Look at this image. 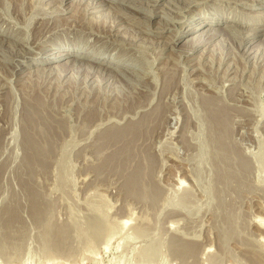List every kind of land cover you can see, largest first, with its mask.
Instances as JSON below:
<instances>
[{"label": "rangeland", "instance_id": "1", "mask_svg": "<svg viewBox=\"0 0 264 264\" xmlns=\"http://www.w3.org/2000/svg\"><path fill=\"white\" fill-rule=\"evenodd\" d=\"M20 1L2 0V6L0 4V31L3 32L6 28L10 33L11 29L13 32L20 30L26 33L22 40L26 41L28 36L29 41L34 40L35 45L33 44L32 48L31 41H27V44L24 41L17 42L15 53L20 52L17 50L26 53L33 52L40 58L36 52L43 50L42 48H46L44 53L77 49L105 61L128 62V67H132L133 64L132 59H129L130 55L140 57L139 59L142 57L146 64L149 61L148 66L151 63L153 67L151 65V67H137L136 65L135 70L131 71H139L144 77L142 79L145 85L141 80L139 84L142 85L137 86L150 90L148 98L151 97L149 101H153V104L149 102L151 108L147 105V110L154 109L163 100L168 102L163 101L167 106L162 117L164 123H161L162 125L154 134L156 136L153 135L154 138L151 139L153 157L128 158L127 162L131 163L133 160V163L128 162L122 170L120 163L123 162V158H120L118 162H112L114 166L110 163L109 165L105 162L110 161V156L97 157L90 147L95 136L117 123V125L121 123L120 126L124 125L125 120L123 122L121 118L116 119L111 113L103 114V117L99 118L101 120L93 119V122L87 124L88 127L85 126L87 128H84V134H80L82 132L80 130L83 129L80 125L86 117L80 107L86 101L90 103L95 101L96 96L88 98L86 95L75 94L77 102L76 100L71 101L68 97L65 98L60 105L58 104V107H61L58 108V114L65 117H61L60 114L59 117L66 119V127L71 129V132L72 129L76 130L78 126L80 127L77 132H70L74 144L70 143L68 149L72 151L62 157L55 155L50 157L51 159L46 158L43 160L48 163L45 169H40L32 161L30 170L32 168L31 171L38 174L32 176V172L25 165L28 156L25 155L27 152L22 139L23 126L21 124L25 113L23 104L29 97L27 91L22 90L25 79L14 78L12 71L18 70V76L23 77L34 67L30 68L31 59L27 58L22 64L20 63L24 66L23 70H19L13 63H11L12 66L10 65L12 59L10 60L8 53H5L7 61L5 64L0 62V118L3 120L0 119V264H51L53 260L52 264H264V229L255 224L261 221L264 225V43L259 45L260 47L256 45L264 41V0H199L198 4L193 5H187L190 0H187L188 3L186 0H160L158 5L157 0H123L124 3L122 0H104L108 4H113L114 8L105 5L104 8H110V10L101 13L108 14L113 11L112 14L109 13V16L121 18L124 15L123 18L127 19L126 22L119 23L120 30L117 33L109 31L107 37L99 38L94 30H91L90 36L88 27L87 30L84 28L86 31H81L83 29L80 25L83 26V23L88 20L87 16L77 15L79 24L82 22L78 26L70 21L77 18L74 12L84 7L80 3L70 5L72 10L63 15L49 13L51 12L49 6L45 10L46 18L43 14L38 15L39 18H34V23H30V20H26L27 17L20 20L15 16L14 11H11L13 6ZM58 1L46 0V3L54 8ZM145 2H148L147 5ZM164 3L168 5L165 6ZM115 7L124 11L123 14ZM147 7L149 8L148 13L150 11L156 13V16H152L150 20H147V16L152 12L146 13ZM180 7L184 9L180 10ZM5 13L9 16H5ZM101 13L91 14L89 17L99 16ZM56 16L59 19L64 17V22H62L64 27L61 26L63 29L60 27L61 29L56 30L57 33L51 32L53 35L46 34L44 30L41 32L42 36L35 35L34 28L37 27L36 30L39 28V25L36 26L38 19H41L39 24L44 19L46 22L50 21L48 23L51 24L52 20L57 18ZM234 19L238 21L235 20L233 23ZM215 20L218 24L213 22ZM144 21H151V23L147 25ZM202 22H209L210 28L221 30H225L226 24H233L236 27L240 26L238 28L243 31L237 33V36L232 35L231 39L223 43L217 44L220 41L218 38L210 44L211 47L204 45L191 55L177 56L179 51L171 49L173 44H169V36L181 33L185 27L192 28ZM164 23L174 27H171L172 30L154 32L155 29H163ZM7 24L12 27L9 28ZM12 24L15 25V29ZM17 26L21 28L17 30ZM144 28L149 29L150 32L145 33ZM255 29L257 32L253 46L256 47L252 48L251 55L245 60L241 54L249 45L241 49L239 37L243 35L242 38L246 41ZM82 33L85 34L81 36ZM44 34L46 37H43ZM135 35H138L136 41H131L130 39ZM182 35L187 36V34ZM0 38L13 41L15 37L0 34ZM116 40L117 44L121 43L120 46L116 44ZM122 40L125 42L122 43ZM76 41L78 44H75ZM2 46L7 48L8 44L5 43ZM207 48L209 49L204 52ZM0 52L3 53L1 50ZM117 53L118 55L121 53V58ZM123 53L126 57H123ZM220 57L223 58L222 61ZM14 62L17 63V61ZM32 62H35V59ZM199 66L200 71H195ZM227 69L231 70H228V74ZM166 71L173 72L175 79V85L172 91H168V95L159 89L165 77L171 75ZM165 72L166 74H163ZM150 74L155 77V80ZM153 81H157V85ZM147 82H151L157 88ZM87 84L89 87H94L90 82ZM153 87L157 90L153 91ZM47 89V86L43 87L44 94ZM160 92L163 93L162 98L159 97L162 95ZM159 98L162 100H158ZM74 101L81 106L79 107ZM108 101L104 106L109 108L113 101ZM204 102L213 104L215 102L216 109L221 112L224 108L227 109L220 121L224 122L225 126L229 125V130L232 131L230 136L225 135L231 150L228 159L234 164L232 169L235 173H243L239 182H231L232 185L229 186L222 185L218 180V165H216L215 157L220 152L214 148L216 146L213 143H210V128L203 111ZM102 121L106 124H100ZM94 123L96 126L98 123L99 127H96ZM101 157L109 158L103 162ZM115 163L118 165L116 166ZM140 163L146 167L142 166L144 172L147 167L155 164L152 165L151 170L153 175L148 168L142 176L141 184L134 187L138 194L132 196L127 194L126 181L134 171L135 165L136 167L141 166ZM104 167L107 168L106 171ZM114 167L118 169L115 170ZM41 170L44 172H40ZM27 178L30 180L28 181ZM25 185L29 186L25 188L26 190ZM152 192L156 193L154 197L151 196ZM26 195H29V199L32 197V201L26 198ZM32 203L38 206L40 204L39 207L45 210L44 223L40 222L42 219L39 221L40 215L39 218H35L34 213V216L32 215ZM7 206L18 208L16 209L19 210V212L16 211L17 216L21 219L20 224L18 221L17 223L12 221L13 223L8 225L9 228L5 229L4 221L7 220L8 215H5L4 209ZM46 222L49 225L48 230L43 229ZM95 222L101 224L100 227L103 226L100 228L101 233ZM66 226L72 227L69 233H73L68 235L69 238L73 235L71 239L73 241L55 246L54 233L51 234L50 228L61 227L63 230ZM62 230L61 232H64ZM106 230L108 232H105ZM93 232L97 234L96 239V234L94 236ZM98 234L107 235L98 236ZM76 235L77 241H74ZM52 243L54 246L51 245Z\"/></svg>", "mask_w": 264, "mask_h": 264}, {"label": "bare ground", "instance_id": "2", "mask_svg": "<svg viewBox=\"0 0 264 264\" xmlns=\"http://www.w3.org/2000/svg\"><path fill=\"white\" fill-rule=\"evenodd\" d=\"M5 1V0H4ZM12 1V0H11ZM17 1V0H16ZM50 1V0H49ZM53 1V0H52ZM60 1V2H59ZM58 1V4L55 3L57 6L56 7H51L52 5L49 4V3H46V0H21L20 2L16 3L17 5L13 6L14 4H12L13 6V10L11 11H14V13L16 14L15 16L18 17V19L22 20V18H26V20H30V23H34V18H37L38 15L42 16V14L44 15L46 12V8H49L51 9V12L49 13H55V15L57 14H60V15H63L64 13H67L69 11H71V6L73 3L77 4V3H80L81 6H84L82 9H79V11H75L74 15H81L83 14L85 17L87 16V21L85 23H83L84 25H80L79 24V19L77 16L76 19H73L74 20H70L72 21V23L75 24V26H78L80 25L83 30H81L82 32L83 31H86L87 30V27H88V31L89 34L91 33V30L93 31H96L95 32H92L93 34L95 33L96 36L99 38L101 36L103 37H107V33L109 31L111 32H114L116 31V33L120 30L118 27L119 26V23H122V22H126L125 18H123V16H121V18L119 17H112V16H109V12L108 14H103L101 12L105 11V10H110V8H114L113 4H108L106 3L104 0H59ZM123 1V0H122ZM158 3L157 5L160 3L159 1L160 0H157ZM170 1V0H168ZM173 1V0H172ZM198 1L199 0H190L189 3L187 5H193L195 3L198 4ZM201 1V0H200ZM253 1H257V0H253ZM1 3V6H2V0L0 1ZM15 1H13L14 3ZM252 2V1H250ZM5 3V2H4ZM3 3V4H4ZM12 3V2H11ZM10 3V4H11ZM85 3V4H84ZM124 3V1H123ZM146 5L148 2H145ZM171 3V2H170ZM9 4V5H10ZM37 4V5H35ZM150 4V3H149ZM148 4V6H149ZM165 6H167L168 4L167 3H164ZM163 4V5H164ZM250 4V3H249ZM9 5L7 6V8L9 9ZM67 5V6H66ZM74 5V4H73ZM79 5V4H77ZM105 5H110L109 7L110 8H104ZM128 5V4H127ZM151 5V4H150ZM186 5V7H187ZM41 6V7H40ZM66 6V7H65ZM133 6V5H132ZM135 6V5H134ZM133 6V7H134ZM184 6V4H183ZM182 6V7H183ZM264 6V5H263ZM131 7V6H129ZM132 7V8H133ZM182 7H180V10H183L181 9ZM185 7V9H186ZM121 7H119L120 9ZM12 9V8H11ZM115 9H117V11H120L118 10V7ZM124 8H122L123 10ZM135 9V8H134ZM136 9H139L138 7H136ZM141 9V8H140ZM148 7L145 9L147 10L146 13H148ZM170 9V8H169ZM44 10V11H43ZM112 10V9H111ZM125 10V9H124ZM163 10V9H161ZM160 10V11H161ZM171 10V9H170ZM44 12V13H43ZM113 12V11H112ZM111 12V14H112ZM122 14L124 11H120ZM127 12V11H126ZM152 12V11H150ZM149 12V13H150ZM12 13V12H11ZM48 13V14H49ZM95 13H101L99 16H92V17H89L91 14H95ZM145 13V14H146ZM148 13V14H149ZM13 14V13H12ZM125 14V13H124ZM130 14V13H129ZM156 13L155 12H152L150 13L148 16H147V20H150V18L152 16H154ZM2 15V14H1ZM47 15V14H46ZM54 15V16H55ZM126 15V14H125ZM132 15V14H131ZM5 16H9V14L6 15L5 13ZM12 16V15H10ZM14 16V17H15ZM45 16V15H44ZM114 16V15H113ZM134 16V15H132ZM156 16V15H155ZM2 18L4 17L3 15L1 16ZM49 17V16H48ZM57 17V16H56ZM84 17V18H85ZM261 17V16H260ZM13 18V17H12ZM39 18V17H38ZM46 18V16H45ZM50 18V17H49ZM143 18V17H142ZM233 18V17H232ZM4 19V18H3ZM2 19V20H3ZM8 19V18H7ZM14 19V18H13ZM55 19V18H54ZM66 19V18H65ZM82 19V18H81ZM5 20V19H4ZM3 20V21H4ZM11 20V18H10ZM25 20V21H26ZM41 19H38L37 22H36V26L39 25V28L36 30L35 29V35H43L41 32L44 30V32L46 34H50L51 32H56V30L58 28H60L63 24L62 22H64V17L59 19L58 17L52 22L51 24L50 21L46 22V20L41 24H39L41 21ZM86 20V19H85ZM130 20V19H129ZM141 20V19H140ZM144 20V19H142ZM236 19L232 20V22L234 23ZM24 21V20H23ZM22 21V22H23ZM33 21V22H32ZM40 21V22H39ZM66 21V20H65ZM161 21V20H159ZM180 21V20H179ZM238 21V20H236ZM10 22V21H9ZM16 22V21H15ZM130 22V21H129ZM146 24L147 23H151V21H144ZM162 22V21H161ZM213 22H216L213 21ZM231 22V21H230ZM228 22V23H230ZM231 22V23H232ZM7 23V22H6ZM12 23H13V20H12ZM20 23V21L18 22ZM18 23H16L18 25ZM70 23V22H69ZM128 23V21H127ZM134 23V22H133ZM137 23V22H136ZM141 23V22H140ZM170 23V22H169ZM173 23V21H172ZM218 24V22H216ZM11 24V22H10ZM14 24V23H13ZM12 24V25H13ZM71 24V23H70ZM86 24V25H85ZM130 24V23H128ZM132 24V23H131ZM139 24V23H138ZM142 24V23H141ZM163 24V23H162ZM165 24V23H164ZM1 25H2V21H1ZM6 25V24H5ZM8 27H9V24H7ZM136 25V24H135ZM148 25V24H147ZM171 25V24H170ZM170 25H167L165 24V26H163L161 28H159V30L155 29L154 32H161V30H165V29H171V27H174V26H171ZM4 26V25H3ZM121 26V25H120ZM137 26V25H136ZM150 26V25H149ZM210 23H199L197 26L195 27H192V28H188V27H185V29L183 31H181V33H177V34H174V35H170L169 36V40H170V43L169 44H173V46L171 47L172 50H177L179 51V54L177 56H186V55H191L192 52L194 51H197L199 49V47L201 48V46H204V45H209L210 47L212 45H210L212 42H214L216 39L220 38V41H218L217 44L219 43H223L224 41L226 40H229L231 39L232 35H235L237 36L239 33H241L243 30H240V26L236 27V26H233L232 25H227L226 24V28L225 30H221V29H218V28H210ZM214 26V25H213ZM233 28H236V29H233ZM12 27V26H11ZM9 27V28H11ZM13 29H15V25H13ZM64 27V25H63ZM67 27V26H66ZM118 27V28H117ZM159 27V26H158ZM2 28V27H1ZM18 26H17V30H18ZM21 28V27H20ZM19 28V29H20ZM62 28V27H61ZM60 28V29H61ZM84 28L86 30H84ZM114 28V29H112ZM126 28V27H125ZM148 28V27H147ZM147 28H144V32H150L149 29ZM242 28V27H241ZM24 29V28H23ZM63 29V28H62ZM68 29V28H67ZM178 29V28H177ZM244 29V28H243ZM246 29V28H245ZM2 30V29H1ZM7 28L5 30H3V32L0 31V34H5L6 36L8 37H15L13 38V41H8V40H5V39H2L0 38V50L3 51V53L0 54V62L2 61L4 64L7 60L6 58V54L5 53H8V57H10V60L12 59V61H10V65L11 63H13V65L19 69V70H23L24 66H22V62H24V60H26L27 58H30L31 59V63H30V68H33V70H30L27 74H25L23 77H20L18 76V70H9V71H12V75L14 76V78L16 79H22L24 78L25 79V83H24V86L22 88L23 91H27V96L29 97L28 99H26V101H24V116L22 117V121H21V124L23 126V135H22V139L24 140V147H25V150L27 153H25V155H27L28 157V160H27V163L25 164L26 165V168L28 166V170H30V167H32V161H34V163L40 168V169H45L46 168V163L45 161L43 162V160H45L46 158H50L52 156H57V155H60L61 157L64 155L67 154V152H71L72 150H69L68 149V145L70 143H73L74 142L72 141L71 139V135H70V130L69 128L66 127V119L63 120L61 117H65V116H62L59 117V114H58V104L60 105L61 102L64 101L65 98H70V100H76L77 102V98L75 97L76 95L75 94H82V95H86L88 98L90 96H96V99L95 101H93L92 103L86 101L84 102V105H79L77 104L75 101V103L77 105H79V107L81 108V111H83V113H85L84 115L87 117H85L84 121H83V124L80 125L83 127L82 132H80V134H84L85 132V129L84 128H87L88 125L91 123V121L93 119H99L103 114H108L111 113L113 116L116 117V119H119L121 118L122 121L125 120V123L124 125L120 126V125H114V126H111V128L109 127V129H107L106 131L102 132L101 134H99L98 136H95L94 137V140H93V143L91 145V150H93V154L96 155L97 157L99 156H110V161L108 160V162H105V163H110L111 165L112 162L114 161H117L120 159V158H123V162L120 163L121 164V168L123 167L122 170H124V168L127 166V159L128 158H145V157H149V158H152L154 154H152L153 151H151V142H153L151 139L154 138L156 135L155 132L160 128V126L164 123L162 120H164L162 117H163V113L166 109V105L165 103H163V101L159 102L157 101V106H155L154 109H150L151 106L150 104H153L151 102V100L149 101V99L151 98H148V92L150 91L149 89L148 90H145V89H142V88H139L137 85H142L144 84V81L142 78L143 75L137 71V72H134V71H131L132 69L135 70V66L137 65L140 66V67H151V63L150 65L148 66V63L149 61L147 62H144L142 60V57L141 59L137 58V56L135 55H130L127 56L129 57V59H132V67H128L129 66V63H113L112 62H109V61H105L104 59H101L97 56H92V55H89L85 52H82V51H78L77 49L75 50H72V51H69V50H56L54 51L53 53L51 52H45L46 48H42L43 50H37L38 52H36L38 55H40V58L35 54V53H26L25 51L22 52L21 50H17L19 53H15V49H16V44L17 42L18 43H21L22 41H24L25 43L27 41H29L27 38H26V41L25 40H22V37H24L26 35V33H23L22 31L18 30V31H14L11 29V33L10 31H6ZM65 30V28H64ZM71 30V28H70ZM77 30V29H76ZM126 30V29H125ZM152 30V29H151ZM174 30V29H173ZM251 30V29H249ZM6 31V32H4ZM74 31V30H73ZM142 31V30H141ZM153 31V30H152ZM34 32H33V35H34ZM43 32V33H44ZM64 32V31H63ZM72 32V30H71ZM88 32H87V37L89 36L88 35ZM137 33V31H135ZM257 32V30L255 29L254 31H252L250 33V36H246L247 39L246 41L243 40L244 38H242L243 35H241L239 37L240 39V48L243 49V48H246L248 45L249 47L241 54V57H243V59L245 58V60L251 55V50L253 47H256V46H253L255 40V33ZM28 33V32H27ZM31 33V32H30ZM76 33V32H75ZM80 33V32H79ZM110 33V32H109ZM115 33V32H114ZM113 33V35H114ZM143 33V32H141ZM238 33V34H237ZM52 34V33H51ZM85 34V33H82L80 34L81 36ZM94 34V35H95ZM135 34V33H134ZM139 34V33H138ZM155 34V33H154ZM182 34H187V36H184ZM237 34V35H236ZM30 35V34H28ZM53 35V34H52ZM64 35V34H63ZM79 35V36H80ZM128 35V34H127ZM141 35V34H139ZM257 35V34H256ZM48 36V35H47ZM91 36V34H90ZM122 36V35H121ZM120 36V37H121ZM130 36V35H129ZM128 36V38H129ZM31 37V36H30ZM34 37V36H33ZM36 37V36H35ZM43 37H46L45 34ZM96 37V38H97ZM138 37V35L136 36H132V39H130L131 41L135 40L136 41V38ZM39 38V37H38ZM42 38V37H41ZM127 38V37H126ZM125 38V40H126ZM127 38V39H128ZM144 38V37H142ZM233 38H236V37H233ZM11 39V38H10ZM36 39V38H35ZM85 39V37H84ZM123 39V38H122ZM168 39V38H167ZM256 39V38H255ZM40 41V39H38ZM37 40V41H38ZM64 40V39H63ZM79 40V39H77ZM138 40V39H137ZM144 40H147V39H144ZM168 40V41H169ZM235 40V39H234ZM238 40V38L236 39V41ZM15 41V42H14ZM31 43H30V46L32 48V45L34 44V40L31 39L30 40ZM29 41V42H30ZM47 41V40H46ZM53 41V40H52ZM81 41V40H80ZM79 41V42H80ZM86 41V40H85ZM117 41V40H116ZM114 41V42H116ZM120 41V39H119ZM127 41V40H126ZM129 41V40H128ZM130 41V42H131ZM134 41V42H135ZM231 41V40H230ZM235 41V42H236ZM23 42V43H24ZM36 42V41H35ZM55 42V40L53 41ZM83 42V41H82ZM87 42V41H86ZM122 43L125 42V41H121ZM145 42V41H144ZM8 44V47L5 48L3 47L2 45L4 44ZM24 43V44H25ZM28 43V42H27ZM26 43V44H27ZM38 43V42H37ZM44 43V41H43ZM50 43V42H49ZM85 43V42H84ZM118 43V41L116 42V44ZM264 41H262V43H259V44H256L257 47H260L259 45L263 44ZM23 44V45H24ZM42 44V43H41ZM53 44V43H52ZM75 44H78L77 41ZM121 44V43H119ZM117 44V45H119ZM126 44V43H125ZM125 44H123L125 46ZM131 44V43H130ZM133 44V42H132ZM226 44V43H225ZM35 45V44H34ZM45 45V43H44ZM84 45H88V44H84ZM106 45V44H105ZM134 45V44H133ZM230 45V44H229ZM99 46V45H98ZM120 46V45H119ZM151 46V45H150ZM169 46V45H168ZM208 46V47H209ZM21 47V46H20ZM23 47V46H22ZM27 47V45H26ZM34 47V46H33ZM40 47V46H39ZM89 47V46H88ZM132 47V46H131ZM209 47V48H210ZM214 47V46H213ZM79 48V47H77ZM87 48V47H86ZM95 49V47H93ZM121 48V47H120ZM127 48V47H126ZM130 48V47H128ZM134 48V47H132ZM168 48V47H167ZM209 48H207L204 52H206ZM237 48V47H236ZM93 49V50H94ZM102 49V48H101ZM108 49V47L106 48V50ZM125 49V48H123ZM122 49V50H123ZM213 49V48H212ZM258 49V48H257ZM23 50V49H22ZM35 50V49H34ZM33 50V51H34ZM92 50V49H90ZM99 50V49H98ZM114 50V49H113ZM112 50V51H113ZM126 50V49H125ZM124 50V51H125ZM133 50V49H132ZM135 50V48H134ZM138 50H143V49H138ZM5 51V52H4ZM87 51V50H86ZM100 51V50H99ZM103 51V49H102ZM90 52V51H88ZM98 52V51H96ZM131 52V51H130ZM133 52V51H132ZM138 52V51H136ZM249 52V53H248ZM100 53V52H99ZM135 53V52H134ZM209 53V51H208ZM210 53H212V51H210ZM4 54V55H3ZM96 54V53H95ZM121 54V53H120ZM117 55L120 57L122 55ZM132 54V53H131ZM163 54V53H162ZM238 54V53H237ZM101 55V54H100ZM138 55V54H137ZM213 55H214V52H213ZM216 55V53H215ZM240 55V54H238ZM3 56V57H2ZM124 53H123V57H124ZM126 57V56H125ZM146 57V56H145ZM191 57V56H190ZM211 57V56H210ZM230 57V56H229ZM240 57V56H239ZM56 58V59H55ZM115 58V57H114ZM121 58V57H120ZM119 58V59H120ZM144 58V57H143ZM147 58V57H146ZM154 58V57H153ZM221 58V57H220ZM35 59V62H32V60ZM39 61H37V60ZM55 59V60H54ZM211 59V58H210ZM223 58H221L220 61H222ZM230 59V58H228ZM127 60V59H126ZM153 60V59H152ZM212 60V59H211ZM226 60V58L224 59V61ZM14 61H17V63H15ZM146 61V60H145ZM155 61V59H154ZM184 61V60H183ZM218 61V60H216ZM219 61V63H220ZM248 61V60H247ZM116 62V61H115ZM9 63V62H8ZM15 63V64H14ZM21 63V64H20ZM223 63V62H221ZM154 64V63H153ZM159 65V64H158ZM196 65V64H195ZM231 65V64H230ZM234 64L232 63V66ZM12 66V65H11ZM36 67V68H35ZM128 67V68H127ZM139 67V68H140ZM153 67V66H152ZM203 67V66H202ZM201 67V68H202ZM157 68V67H156ZM200 68V66L195 70V71H198ZM11 69V68H10ZM141 69V68H140ZM139 69V70H140ZM149 71H150V68H148ZM152 69V68H151ZM7 70V68H6ZM159 70V69H158ZM163 70V69H161ZM227 69L226 73L231 71ZM8 71V70H7ZM146 71V70H145ZM154 71V70H153ZM165 71V70H164ZM200 71V70H199ZM141 72L142 69H141ZM147 72V71H146ZM145 72V75L149 72L146 73ZM168 72V71H166ZM163 73V74H166ZM171 72V71H170ZM168 72L169 74L171 75H168L165 77L164 79V82H162V90L161 88L160 91H162L163 93H165L166 95H168V91H172V88L174 87L175 85V79H174V73L173 72ZM11 73V72H10ZM9 73V75H10ZM162 74V76H163ZM228 74V73H227ZM22 75V74H21ZM144 75V76H145ZM151 75V74H150ZM147 76V75H146ZM145 76V77H146ZM153 77V75H151ZM149 79V76L147 77ZM157 78V77H156ZM12 79V78H11ZM81 79V80H80ZM151 79V78H150ZM143 81L142 84H139L140 81ZM152 80V79H151ZM153 80H155V77H153ZM198 80V79H197ZM150 81V80H149ZM88 82H90L91 85H93L94 87L91 88L88 86ZM116 82H118V84H116ZM120 82V84H119ZM125 82V83H124ZM154 82V81H153ZM157 82V81H156ZM154 82V83H156ZM122 83V84H121ZM149 83V85H153L155 86L154 84H152L151 82H147ZM151 83V84H150ZM161 83V82H160ZM23 84V83H22ZM136 85V86H135ZM145 85V84H144ZM143 85V86H144ZM157 85V83H156ZM48 87L47 89V92L44 94V91H43V87ZM88 86V87H87ZM148 86V85H147ZM150 86V87H151ZM161 86V85H160ZM156 87V86H155ZM155 87H153V91L154 90H157L155 89ZM157 88V87H156ZM147 89V88H146ZM65 90V91H64ZM64 91V92H63ZM156 92V91H155ZM161 93V92H160ZM163 93H161L162 95L159 97L162 98L163 96ZM171 93V92H170ZM3 94V93H2ZM153 94H155L153 92ZM152 94V95H153ZM75 95V96H74ZM151 94H149L150 96ZM1 96V95H0ZM85 96V98H86ZM156 96V95H155ZM82 97V96H81ZM154 97V95H153ZM73 98V99H72ZM84 98V97H83ZM155 98V97H154ZM153 98V99H154ZM158 98V96L156 97ZM161 98H159L158 100H162ZM165 98V97H164ZM175 99V98H174ZM173 99V100H174ZM88 100V99H86ZM108 100H111L113 101V104H111L110 106L111 107H105L104 104H106V102ZM66 101V100H65ZM85 101V100H84ZM217 101V100H216ZM215 101V102H216ZM80 102V101H79ZM109 102V101H108ZM107 102V103H108ZM150 102V104H149ZM156 102V101H155ZM166 102V101H165ZM168 102V101H167ZM166 102V103H167ZM174 102V101H173ZM214 102V104H216ZM221 103V101H218ZM68 103V102H67ZM66 104V103H65ZM74 104V105H76ZM213 103H205L204 102V105H203V111H204V114H205V118H206V121H208V124H209V132H210V143H213L216 147V149H218V151L220 152L219 155H217L215 157V160L217 161L216 165H218V180L220 183H222V185L224 186H229V185H232L231 182H239L241 180V178L243 177V173L242 174H237L233 171L232 169V166H234V164H232L230 161H229V155L231 153V150H230V147H229V142L226 141V137L225 135L228 134V136L231 135L232 131L229 130V125L228 126H225L224 122L220 121V119L222 118L221 116L224 114V111L227 110L226 108H224V111L222 110V112L220 110H217L216 109V105H214ZM63 105V103H62ZM70 105H72L70 103ZM73 105V106H74ZM148 105L149 110H147L148 108L146 107ZM156 105V104H155ZM171 105V104H170ZM154 106V105H153ZM61 108V107H60ZM59 108V109H60ZM80 111V110H79ZM80 111V112H81ZM60 112V111H59ZM81 115V114H80ZM83 115V116H84ZM106 115V116H108ZM79 116V115H78ZM82 116V115H81ZM104 116V118L106 117ZM103 117V116H102ZM109 118V117H108ZM129 118V119H127ZM2 120V118H0ZM106 119V118H105ZM110 119V118H109ZM108 119V120H109ZM5 120V119H4ZM101 120V119H99ZM107 120V119H106ZM112 120V119H111ZM170 120V119H169ZM3 121V120H2ZM95 121V120H94ZM98 121V120H97ZM104 121V120H103ZM100 123V124H106V123ZM110 121V120H109ZM109 121H107L109 123ZM167 121V120H166ZM93 122V121H92ZM106 122V121H105ZM120 122V120H119ZM124 122V121H123ZM122 122V124H123ZM163 122V123H162ZM162 123V124H161ZM4 124H8V123H5ZM88 124V125H87ZM93 124V123H92ZM91 124V125H92ZM96 123H94L95 125ZM99 124V125H100ZM108 125V124H107ZM87 126V127H85ZM93 126V125H92ZM91 126V127H92ZM96 126V125H95ZM96 127H99L98 126V123H97V126ZM78 128H80L79 126L76 128V130L72 129L73 131L72 132H77ZM90 128V127H89ZM88 128V130H89ZM71 132V133H72ZM88 132V131H87ZM75 135V134H74ZM154 135V137H153ZM68 137H70L69 139H67ZM76 141V140H75ZM153 145V143H152ZM186 146V143L184 144ZM70 146V145H69ZM154 147V146H153ZM89 150V149H88ZM24 154V153H23ZM25 157V156H24ZM23 157V158H24ZM102 158V157H101ZM106 158V157H105ZM109 158V157H107ZM106 158V159H107ZM25 159V162H26V157L24 158ZM51 159V158H50ZM106 159H103L102 158V161L104 162L107 161ZM144 160V159H143ZM48 161V160H47ZM120 161V160H119ZM131 161V159H130ZM133 161V160H132ZM131 161V163H133ZM138 161L140 162V160L138 159ZM142 161V160H141ZM146 161V160H145ZM148 161V159H147ZM146 161V163H147ZM43 162V163H42ZM49 162V161H48ZM116 162V163H117ZM152 162V161H150ZM104 163V164H105ZM115 165L117 166L118 164ZM130 163V162H129ZM130 163V164H131ZM135 163V162H134ZM154 163V162H153ZM48 164V163H47ZM109 164V165H110ZM139 164V163H138ZM137 164V165H138ZM144 164V163H143ZM152 164V163H151ZM24 165V166H25ZM35 165V166H36ZM134 165V164H133ZM141 165V163H140ZM150 165V164H149ZM152 165H155V164H152ZM152 165L147 167L150 168L149 169V172L153 175L152 173ZM24 166H23V169H24ZM48 166V165H47ZM103 166V165H102ZM114 166V165H113ZM129 166V165H128ZM145 167L144 165H141V166H138L136 167L135 165V168H134V171L132 172H129L131 175H129L127 177V181H126V190H127V194L129 195H136V190L134 187L136 186H139L141 184V180H143L142 176L143 174L148 171L146 169V171L144 172V168ZM148 166V165H147ZM36 167V168H38ZM105 167H108V166H105ZM104 167V169H105ZM112 167V166H111ZM110 167V168H111ZM131 167V166H129ZM134 167V166H133ZM38 168V169H39ZM113 168V167H112ZM115 170L118 169L116 167H114ZM119 167V169H121ZM132 168V167H131ZM146 168V167H145ZM22 169V170H23ZM128 169V168H127ZM25 170V169H24ZM32 170V168H31ZM30 170V171H31ZM35 170V168H34ZM48 170V169H46ZM107 170V168L105 169V171ZM110 170V169H108ZM133 170V169H132ZM38 171V170H37ZM113 171V170H112ZM120 171V170H119ZM32 172V171H31ZM30 172V173H31ZM35 172V171H34ZM42 172V170L40 171ZM44 172V170H43ZM42 172V173H43ZM110 172V171H109ZM25 173H26V170H25ZM29 173V174H30ZM36 174H34L32 172V176L33 175H38L37 172H35ZM39 173V172H38ZM113 173V172H111ZM117 174V172H115ZM149 174V173H147ZM149 174V176L151 175ZM245 174V173H244ZM27 175V174H26ZM45 175V174H44ZM28 176V175H27ZM30 178H31V175H30ZM30 178L28 179V181L30 180ZM34 178V177H33ZM26 179V180H27ZM22 181V180H21ZM25 181V180H24ZM28 181H26L28 183ZM23 182V181H22ZM24 182V184L26 183ZM21 184V183H20ZM30 184V183H29ZM27 184V185H29ZM34 184V183H33ZM32 184V185H33ZM36 184V183H35ZM137 184V185H136ZM22 186V185H21ZM34 186V185H33ZM29 187V186H28ZM24 187L25 188H28ZM31 187V186H30ZM23 189V188H22ZM31 189V188H30ZM26 190V189H25ZM23 190V191H25ZM28 192L29 189H27ZM32 191V189H31ZM31 193V192H30ZM29 193V194H30ZM32 194V193H31ZM138 194V193H137ZM156 193L155 192H152L151 196L154 197ZM38 195V194H37ZM16 197V196H15ZM29 195L27 196L26 195V198H28ZM41 197V196H40ZM17 198V197H16ZM29 199V198H28ZM27 199V200H28ZM39 199V198H38ZM16 200V199H15ZM32 201V197L31 199H29ZM17 201V200H16ZM30 201V202H31ZM33 201H34V198H33ZM30 202H28V204H30ZM35 202V201H34ZM37 202V201H36ZM40 202V201H39ZM16 205V203H15ZM18 206L20 204H17ZM31 206V205H30ZM40 206V204H39ZM37 204H33L32 203V215L33 213L35 214V218H37L39 215H40V218H39V221L42 219V221H40L41 223L45 217V210H43L41 207H39ZM21 207V206H20ZM16 209L18 208H15L14 206H7L4 210L6 211L5 215L7 216V220L4 221V219L6 218L5 215H4V219L3 221L5 222V226L7 229L8 225L12 222V221H17L19 222L20 219L19 217L17 216V212H19V210L17 211ZM21 209V208H20ZM27 209H30V208H27ZM31 210V209H30ZM17 211V212H16ZM29 212V211H28ZM30 213V215H31ZM37 215V216H36ZM20 216V215H19ZM34 216V215H33ZM32 216V217H33ZM23 220V219H22ZM33 220H34V217H33ZM39 221H38V224H39ZM25 223V221H23ZM7 223V224H6ZM13 223V222H12ZM47 223V224H46ZM46 226H43V229L44 230H48L47 228H49V225H48V222H46ZM96 223V222H95ZM20 224V222H19ZM23 224V223H22ZM45 224H42V225H45ZM97 224V223H96ZM255 224L260 227L261 229L263 228L264 229V225L261 223V221H257L255 222ZM48 225V227H47ZM101 224H97V226L99 227V230ZM124 225V224H123ZM25 226V224H24ZM96 226V227H97ZM27 227V226H26ZM97 227V228H98ZM9 228V227H8ZM63 228V227H62ZM72 228L71 226H66L65 229L63 228L64 232H61V227L60 228H50L49 231H51L53 234L54 233V237H55V242H54V245H58V246H61V245H64V244H67L68 242L70 241H73L71 240V238H69V235L68 234H72V233H69L71 231ZM11 229V228H10ZM96 229V228H94ZM53 230V231H52ZM62 230V231H63ZM66 230V231H65ZM102 230V229H101ZM101 230L99 233H101ZM9 231V230H8ZM60 231V232H59ZM73 231V229H72ZM95 231V230H94ZM97 231V230H96ZM105 232H108V230H106ZM104 232V233H105ZM11 233V232H10ZM76 233V232H75ZM90 233V232H89ZM94 233V232H93ZM103 233V232H102ZM48 234V233H47ZM92 234V233H91ZM96 233H94V236H95ZM29 235V234H28ZM46 235V234H45ZM80 235V234H79ZM107 234H101L98 236H105ZM52 236V235H51ZM25 237V236H24ZM76 237V240L74 239ZM73 239L74 241H77V235L75 236ZM97 238V234L95 236V239ZM102 238V237H101ZM99 238V239H101ZM104 239V237L102 238ZM90 240V239H89ZM98 240V239H97ZM52 242V241H51ZM95 242V240H94ZM53 245V243L51 244ZM53 245V246H54ZM52 246V248H53ZM70 247V246H69ZM60 248V247H59ZM62 249V248H61ZM176 251V250H175ZM178 253V252H177ZM54 261V260H53ZM50 262L51 264L53 263Z\"/></svg>", "mask_w": 264, "mask_h": 264}]
</instances>
